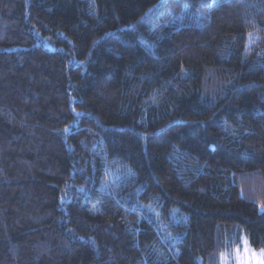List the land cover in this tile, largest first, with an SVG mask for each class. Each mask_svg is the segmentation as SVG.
Returning <instances> with one entry per match:
<instances>
[{
	"label": "trees",
	"instance_id": "obj_1",
	"mask_svg": "<svg viewBox=\"0 0 264 264\" xmlns=\"http://www.w3.org/2000/svg\"><path fill=\"white\" fill-rule=\"evenodd\" d=\"M262 206L264 0H0V264H221Z\"/></svg>",
	"mask_w": 264,
	"mask_h": 264
},
{
	"label": "rangeland",
	"instance_id": "obj_2",
	"mask_svg": "<svg viewBox=\"0 0 264 264\" xmlns=\"http://www.w3.org/2000/svg\"><path fill=\"white\" fill-rule=\"evenodd\" d=\"M264 210V207L261 208ZM239 244L234 245V252L222 251L221 264H264V251H257L250 245L245 231L241 232Z\"/></svg>",
	"mask_w": 264,
	"mask_h": 264
},
{
	"label": "snow or ice",
	"instance_id": "obj_3",
	"mask_svg": "<svg viewBox=\"0 0 264 264\" xmlns=\"http://www.w3.org/2000/svg\"><path fill=\"white\" fill-rule=\"evenodd\" d=\"M262 254H264V253H262Z\"/></svg>",
	"mask_w": 264,
	"mask_h": 264
}]
</instances>
